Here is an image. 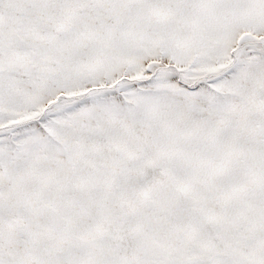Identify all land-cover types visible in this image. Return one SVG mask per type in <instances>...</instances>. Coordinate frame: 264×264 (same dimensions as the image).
<instances>
[{
    "label": "snow or ice",
    "instance_id": "snow-or-ice-1",
    "mask_svg": "<svg viewBox=\"0 0 264 264\" xmlns=\"http://www.w3.org/2000/svg\"><path fill=\"white\" fill-rule=\"evenodd\" d=\"M0 264H264V0H0Z\"/></svg>",
    "mask_w": 264,
    "mask_h": 264
}]
</instances>
